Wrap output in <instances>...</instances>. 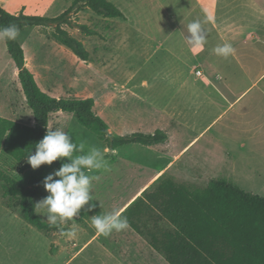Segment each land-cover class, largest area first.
Returning a JSON list of instances; mask_svg holds the SVG:
<instances>
[{
    "label": "crops",
    "instance_id": "1",
    "mask_svg": "<svg viewBox=\"0 0 264 264\" xmlns=\"http://www.w3.org/2000/svg\"><path fill=\"white\" fill-rule=\"evenodd\" d=\"M73 1L0 0V5L12 14L39 15L28 12L33 2L41 3L37 6L46 10L57 4L64 11ZM108 1L124 15H100L106 29L101 37L109 40V59L122 65L119 62L132 54L145 56L149 73L154 76L137 80L136 74L145 66L141 65L128 67L132 70L126 76L112 82L106 80L105 70L87 71L78 78L75 69L66 70V64L50 66L43 52L29 56L21 44L25 65L41 90L56 98L73 97L70 93L78 90L71 82L85 78L84 95L75 98L91 97L94 111L100 99L102 109L95 113L105 120L112 135L153 134L158 130L165 139L152 145L135 142L114 149L100 139L109 170L88 173L95 177L94 207L87 210L85 205L73 220L60 224L58 231L45 233L25 221L18 207L6 204L0 187V264H169L131 226L104 236L91 224L93 216L114 210L122 213L161 174L188 187L201 188L210 179L224 176L246 191L264 196V0ZM222 8L227 12L222 14ZM237 8L246 14L241 17ZM195 19L202 22L206 33L207 42L200 50H193L185 39L190 35L187 25ZM37 29L38 34L55 41ZM30 30L25 28L19 33L28 35ZM113 37L118 43L116 48L111 45ZM226 42L232 45L233 54L227 58L217 56L213 49ZM63 54L73 61L77 57L69 49ZM153 59L163 62L164 67L152 66L157 62ZM10 66L7 92L0 89L5 97L0 99V117L33 126L18 69L14 62ZM97 74L104 76L93 89ZM158 85L164 86L163 100L153 94ZM109 108L115 110L113 121L108 116ZM59 112L49 115L48 128L54 119H60ZM113 126L117 133H112ZM86 134L71 136L80 143V135ZM11 164L0 163V169L6 171ZM42 181L43 195L34 198L35 204L48 195ZM36 212L46 220L43 211ZM61 229H75L76 236H62Z\"/></svg>",
    "mask_w": 264,
    "mask_h": 264
},
{
    "label": "trees",
    "instance_id": "2",
    "mask_svg": "<svg viewBox=\"0 0 264 264\" xmlns=\"http://www.w3.org/2000/svg\"><path fill=\"white\" fill-rule=\"evenodd\" d=\"M84 7L104 17H124L108 0H74L66 10L52 17L22 12L16 15L0 5V26L15 24L19 32L39 27L78 58L90 61L82 41L65 28L95 33L71 17ZM4 41L18 69V80L34 125L0 117V163L13 164V173L0 169L2 195L7 198L6 204L18 207L22 218L32 226L45 233L58 231L59 226L49 227L38 215L34 198L43 195L40 183L44 177L67 161L58 159L36 169L27 162V155L35 152L36 143L48 130L51 113H72L78 124L103 140L109 149L135 142L152 145L163 141L165 135L158 130L153 134L112 135L105 120L95 113L91 97L56 98L44 92L25 65L19 38ZM23 174L25 180H20L17 175ZM121 214L169 264H264V196L246 191L226 177L212 178L205 187L192 189L161 174Z\"/></svg>",
    "mask_w": 264,
    "mask_h": 264
},
{
    "label": "clouds",
    "instance_id": "3",
    "mask_svg": "<svg viewBox=\"0 0 264 264\" xmlns=\"http://www.w3.org/2000/svg\"><path fill=\"white\" fill-rule=\"evenodd\" d=\"M190 35L185 37L193 50H200L206 44V33L199 19L192 20L187 25ZM19 35V28L15 25L0 26V39L15 40ZM217 56L224 58L233 54L234 49L230 43H223L213 49ZM44 137L35 145V152L27 155V162L33 169L42 164L51 165L58 159H66L58 170H54L42 183L46 197L38 201L35 210L43 211L49 227H58L67 224L69 220L79 215L85 205L91 210L94 205L92 197V180L90 172L109 170L108 161L103 151L96 146L86 149L85 142L76 143L69 132L62 128H47ZM58 178V179H55ZM91 224L97 233L108 236L113 231L120 232L129 228L126 216L118 210L104 215L92 217ZM60 235L74 238L76 230H60Z\"/></svg>",
    "mask_w": 264,
    "mask_h": 264
},
{
    "label": "rangeland",
    "instance_id": "4",
    "mask_svg": "<svg viewBox=\"0 0 264 264\" xmlns=\"http://www.w3.org/2000/svg\"><path fill=\"white\" fill-rule=\"evenodd\" d=\"M221 3H224V0H220ZM241 1H238L237 3H239ZM37 5H41V3L38 2H33V4H31V7L28 9V12L30 13H34V14H39L42 16H55L57 14H59L60 12H62L60 10V8H57V4L50 7V9L46 10L44 7L41 6H37ZM3 6V5H2ZM6 6V5H5ZM9 8V7H7ZM160 12V11H159ZM224 12H227V9H221V13L223 14ZM237 12H241V17L242 15L246 14L245 11H242L240 9L237 8ZM71 17L74 19V21L78 24H84L86 25L88 28L92 29L95 31L96 34H94V36L92 37H86V34L82 33L78 28L76 27H68L65 26V28L76 38L78 39H82V41H85L84 45L86 44V47L90 53V61L89 62H83L82 60H80L78 57L74 58V61L70 59V57L66 56L65 54H63V52L67 51V48H65L64 46H58V43L53 41V40H48L46 39L43 35L38 34V27H32L31 30L29 31L28 35H24L23 32L19 33L18 38L19 41L21 42V44H23V46L25 47V51L26 53L30 56L34 53L37 52H43L44 54V59L48 62V64L50 66H54L56 63H62V64H66V70H73L75 69L76 75L78 78H81L84 76V74L87 71H91V70H105L106 73V80L109 81H116L117 78H123L124 76L127 75V72L132 70L128 67H133V68H137L141 65H145L144 69L141 71V73H137L136 74V78L137 80H140V78L142 79V77L148 78L151 76H154L153 74L149 73V63L145 62V56L144 57H140L139 55L133 56V54L130 57H127L128 59H125L124 62H119L122 63L121 64H116V60L111 61L109 59V46H108V39L106 38H102L101 34L104 33L106 34V29L104 28L105 24L101 23V18L100 15L96 14L94 11H91V9H84L81 11H78L77 14H72ZM50 28H48L49 30ZM23 33V34H22ZM114 39V42H113ZM113 39H111L112 43L111 45L113 46V48H116V46H118V43H116L115 39L116 37H113ZM102 40H103V44H102ZM110 41V42H111ZM104 45V46H103ZM61 51V52H59ZM140 54H143L140 53ZM74 57V56H73ZM72 57V58H73ZM148 60V59H147ZM155 61H157L156 59H153ZM8 61V62H7ZM115 62V63H114ZM145 62V63H144ZM157 64V65H156ZM13 67V62L11 60V58L8 55L7 52V48H6V44L4 39H0V89H3L4 91L7 92V88H8V84L10 82V78H11V66ZM122 67L121 69H116L117 67ZM152 66H158V68L160 67H164L163 62H159L157 61L156 63H154V65L152 64ZM97 77H95L94 79V87L93 89L97 87V80H100L101 76H104L103 74L96 75ZM159 77H163V75H158ZM86 78H89L86 76ZM17 81V78H15ZM85 79V78H84ZM84 79L82 80H77V81H72V84H75L74 86H77L76 89L77 91H72L70 94L71 96L75 97V96H83L84 92H83V88L85 89V83H84ZM124 81H126V79H123ZM121 81V80H120ZM99 86V85H98ZM153 94L155 95L156 99L158 100H163L165 99V90H164V86L163 85H158L157 87H155L153 89ZM12 97L11 95L9 96ZM24 97V96H23ZM4 94H0V99H4ZM15 100V98L13 99ZM102 109V105L100 104V99L98 100V105L96 108V113L99 114V112ZM114 109L109 108L108 109V116L110 118H112V114L114 113ZM59 115L61 116L60 119H54L51 123H50V129H55V128H62L65 131L69 132L70 135L71 133H87L86 135H80V139L83 140L85 142V145L87 147H91V146H96V147H103V144L100 141V139H98V137L91 132L90 130L82 127L80 124H78L74 118V116L71 113H64V112H59ZM112 121L114 120V118L111 119ZM112 133H117L115 126H113V131ZM195 133H189L188 135H194ZM205 139V138H204ZM203 139V140H204ZM77 140V139H76ZM87 149V148H86ZM137 156V155H135ZM10 169V172L13 173V164H11L10 167H8ZM8 169V170H9ZM117 172H122V171H117ZM15 174V172H14ZM25 176L26 174L23 175H17V177L20 180H25ZM224 177V176H222ZM205 185V183H204ZM203 185V186H204ZM190 188L194 189V188H201L199 186H189ZM240 187V186H239ZM245 190V189H244ZM54 263L49 262V263H45V264H52Z\"/></svg>",
    "mask_w": 264,
    "mask_h": 264
},
{
    "label": "built area",
    "instance_id": "5",
    "mask_svg": "<svg viewBox=\"0 0 264 264\" xmlns=\"http://www.w3.org/2000/svg\"><path fill=\"white\" fill-rule=\"evenodd\" d=\"M197 74H200V72L198 71Z\"/></svg>",
    "mask_w": 264,
    "mask_h": 264
}]
</instances>
